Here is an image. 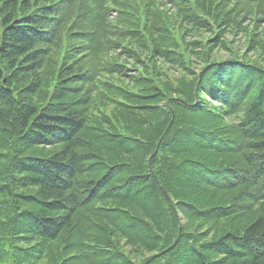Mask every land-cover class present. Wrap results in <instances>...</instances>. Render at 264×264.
<instances>
[{
	"label": "trees",
	"instance_id": "1",
	"mask_svg": "<svg viewBox=\"0 0 264 264\" xmlns=\"http://www.w3.org/2000/svg\"><path fill=\"white\" fill-rule=\"evenodd\" d=\"M166 2L181 14L188 4L0 0V124L15 141L8 166L0 163V264H39L66 233L61 264H264V71L208 63L198 89L170 106L155 86L124 92L103 82L130 72L115 61L134 49L124 41L169 57L164 40L154 42L171 13ZM141 11L143 24L123 22ZM82 59L95 65L81 67ZM49 79L51 95L38 102ZM112 91L128 99L111 100ZM202 93L222 107L208 108ZM108 106L122 127L93 116ZM106 226L117 243L103 238Z\"/></svg>",
	"mask_w": 264,
	"mask_h": 264
},
{
	"label": "rangeland",
	"instance_id": "2",
	"mask_svg": "<svg viewBox=\"0 0 264 264\" xmlns=\"http://www.w3.org/2000/svg\"><path fill=\"white\" fill-rule=\"evenodd\" d=\"M220 1L221 0H208L209 6L203 9L201 5L203 0H186L190 6L186 4L181 11L182 14L179 12V7L176 3L166 2L168 5L162 7L164 14L167 15L166 13H168L169 10L171 13L168 15L167 22L162 17L165 29L162 35H158L159 37L156 41L154 40V42L158 40L162 42L164 40L167 47L166 49L170 53L169 57H152L155 53L152 52L150 48H145L144 43L138 38L133 44H128V42L133 40H123L125 42L124 44H126L124 46H134V49L131 51V54L122 55V58L116 56L115 61L124 63L125 65L122 66L127 67L130 72H121L124 75H120L122 76L121 78H119V74H104L103 82H106L108 86L115 85L118 87L119 85L124 92L141 91L146 86L150 88L155 86L164 91L162 103L170 106V102L173 105L176 102L173 99L178 100L182 98L180 92L184 91L185 88H189L191 92L198 89L197 84L195 86L193 81L197 80L198 77L199 79L201 78L202 73L208 66H206V64L208 63L216 64L218 62L232 61L234 59V61L239 64H247V66L251 68L264 71V5H261L262 2L258 4L255 2L256 0H228L221 6ZM197 2L199 7H197ZM184 12H189L190 15L198 19H200L198 16H204V18L201 19L203 20L201 26H195L194 23L187 22L186 19L183 18L185 15ZM179 13L182 15V18ZM129 17L131 18L130 22H123L137 25L143 24V20H145V14L143 13L139 15L138 18L133 16ZM165 32L166 34H164ZM151 36H153V34ZM155 37L156 36L153 38L155 39ZM166 38L168 39L167 41ZM203 52H205L206 55L202 59L200 54H203ZM60 56L61 43L52 45L50 47V57L55 64L58 63ZM148 56L150 58H148ZM80 65L81 67H85L95 65V63L90 60L82 59ZM47 69L48 67L45 66V70ZM221 71L222 70L215 72L219 73ZM141 79L143 80L142 82H140ZM29 82L31 81L29 80ZM54 84L55 80L53 79H49L48 82L45 83L43 97L40 96L38 102L46 101V96L51 95V88ZM99 89L100 93H106L102 85L99 86ZM212 89L214 90L215 86L212 87ZM199 96L204 99L210 109L222 107V104L218 103L215 97H209L203 93ZM109 98L111 100H116L117 98L119 100L121 99L122 101L118 100V103H122L124 100L126 101L128 99L121 93L114 94L113 91L109 95ZM98 100V98L95 99V101L100 103ZM244 102L245 101H243V103ZM114 110V106H108L105 110L101 108L97 111V109H95L93 116H95V118L105 116L107 120L113 121L115 127H122L119 117L113 114ZM3 129L5 130L3 131ZM13 135L11 130H7L6 127L0 124V163L2 165L8 166L9 160L7 157L10 156V149L13 148L15 144ZM59 147L60 146L40 148L38 151L39 153H49L57 150ZM92 149H95L100 157H106V154L98 146H94ZM231 196H233V194ZM103 204L108 203H102V205ZM3 207H7V205ZM4 215L8 217L9 211L5 210ZM231 221L232 219L224 221L222 224L224 226H230ZM88 222H92V220H88ZM99 224L104 225L100 222ZM184 224L185 222L181 217V225L184 226ZM109 231H111L110 228L106 230L107 236L104 235L103 238H108L110 236L113 243H117L118 238ZM2 233L4 234L5 232ZM66 235L67 233L63 235L60 240L50 243L46 255L40 259L39 264L62 263V258H65L68 254L61 250ZM123 246L124 245L120 247L119 251L128 255L130 249H123ZM68 256L69 255H67V257ZM132 259L137 262L142 260V258L136 260L134 257ZM10 261L8 262L11 263Z\"/></svg>",
	"mask_w": 264,
	"mask_h": 264
}]
</instances>
